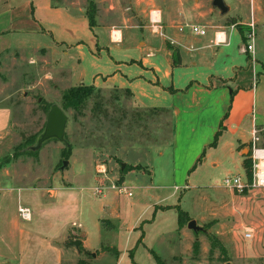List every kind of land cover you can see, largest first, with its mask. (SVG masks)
<instances>
[{"label":"crops","instance_id":"crops-1","mask_svg":"<svg viewBox=\"0 0 264 264\" xmlns=\"http://www.w3.org/2000/svg\"><path fill=\"white\" fill-rule=\"evenodd\" d=\"M108 1L106 5L101 0L96 24L91 26L83 12L74 16L64 7L54 6L52 0H32L35 20L52 38L47 49L69 48L63 51L65 60L56 49L52 52L60 66L77 77L76 83L128 94L131 106L139 111L167 113L173 177L177 165L183 166L186 176L208 167L239 174L240 167L244 173L239 175L246 177L244 161L250 159L252 130L258 135L264 131V63L259 54L264 15L259 4L253 6L251 18L241 22L249 26L256 22V34L250 41L235 23L206 25L203 13L195 12L201 0L191 4L188 0L159 1L157 5L156 0H134V13L132 5ZM154 11L163 35L149 27ZM190 23L207 26L205 34L194 33ZM215 33L222 36V42L214 40ZM247 42H252L251 51L244 50ZM11 117L12 108L0 104V134ZM68 143L70 158L73 146ZM89 147L90 178L95 184L77 186L73 177L62 184L30 182L10 172L13 161L0 163V264H69L71 260L79 264L84 253L95 256L102 247H111L100 240L107 221L114 218L107 211L117 215L112 205L116 194L96 196L95 205L89 201L85 190L93 193L103 182L97 171L107 165L99 164L96 149ZM157 150L161 155L163 150ZM20 206L29 209L30 219L22 218ZM14 207L13 213L7 210ZM84 207L91 226L82 221ZM75 240L81 243L75 245ZM251 251L256 253L254 263L263 264V255Z\"/></svg>","mask_w":264,"mask_h":264},{"label":"rangeland","instance_id":"rangeland-1","mask_svg":"<svg viewBox=\"0 0 264 264\" xmlns=\"http://www.w3.org/2000/svg\"><path fill=\"white\" fill-rule=\"evenodd\" d=\"M92 1L98 10L101 0H52V4L79 16L82 12L87 14ZM133 1L119 0L117 4L132 5L133 12ZM159 1L164 4L178 0H156V5ZM201 1L195 12L203 13L206 25L235 23L246 37L256 34V22L250 26L241 24L251 18L253 6L258 3L264 15V0H225L229 11L224 15L211 7V0ZM254 13L259 14L255 7ZM149 27L163 35L160 27L154 30L151 23ZM51 43L50 34L35 20L32 0H0V104L12 108L10 125L0 134V163L13 161L10 172L30 182L62 184L73 177L77 186L95 184L90 178L93 167L88 165L89 146L96 149L99 164L107 163L101 168L106 173L97 171V174L110 184L127 186L131 195L117 189L107 190L109 196L116 194L112 205L117 215L106 210L108 217L114 218L107 221L100 242L119 250L118 259L117 256L113 259L112 250L102 247L95 256L84 253L85 261L156 264L153 256L156 254L165 264H255L253 249L263 255L264 264V189L238 193L224 187V177L237 174L235 170L224 173L208 167L198 170L201 176L198 173L186 176L183 166L174 165L178 170L173 177L168 114L139 111L131 106L126 93L96 90L80 108L64 109L69 116L66 138L73 146L69 159L64 156L67 144L58 139L46 142L34 153L23 152L13 158L17 146L25 149L35 142L46 125L51 105L57 103L63 108L64 92L83 85L76 83L77 77L60 66V59L52 54L56 49L58 57L65 60L63 51L69 48L48 50ZM259 54L264 63V35ZM65 64L69 67L67 61ZM259 138L264 147V131ZM157 148L163 150L161 155L157 154ZM66 159L71 166L62 169ZM238 172L242 175L244 170L239 167ZM85 191L95 205L98 197L92 190ZM178 208L202 230L193 231L187 227L188 222L176 228ZM7 210L13 213L15 207ZM83 212L82 221L91 226L85 207ZM249 227L251 230L246 229ZM246 231L251 232V237L244 236ZM72 249L71 246L69 251ZM68 263L75 264L72 260Z\"/></svg>","mask_w":264,"mask_h":264},{"label":"built area","instance_id":"built-area-1","mask_svg":"<svg viewBox=\"0 0 264 264\" xmlns=\"http://www.w3.org/2000/svg\"><path fill=\"white\" fill-rule=\"evenodd\" d=\"M150 23L151 27L155 30L160 25H158L159 19L157 18L156 12H152L150 14ZM190 29L197 34H205L206 29L205 27L189 24L188 25ZM116 33L115 31H112V36L115 37ZM247 39L250 41L253 40V34H248ZM214 40L216 42H222L223 38L221 35H218L215 33ZM244 50H252V42H247ZM259 135L257 133V130L253 128L252 130V138L250 143V154L249 158L251 160V179H248L247 177L241 176L239 174L234 175H227L224 177L222 181V185L228 189L234 190L238 193H243L245 191L256 189V188H262L264 189V147H262L259 144ZM101 173H106V169H98ZM109 189H117L121 190L127 193V195H131V192L128 191V187L125 185H121L117 182L108 183L107 181H103L102 183L98 184L93 188V193L96 196L105 195L107 193V190ZM19 212L22 218L24 219H30L31 214L28 208L26 207H19ZM245 237H250L251 233L250 231H246L244 233Z\"/></svg>","mask_w":264,"mask_h":264},{"label":"trees","instance_id":"trees-1","mask_svg":"<svg viewBox=\"0 0 264 264\" xmlns=\"http://www.w3.org/2000/svg\"><path fill=\"white\" fill-rule=\"evenodd\" d=\"M96 14H97L96 5H95L94 1H92L90 3L89 10L87 11V14H86L88 19H89V23L91 26H94L96 24ZM96 90L100 91L101 89H97L96 87H94L92 85H79V86L71 87L66 92H64V94L62 96L63 97V104H62L63 109H67L70 107H72L74 109L80 108L87 101V99H89L93 95V93ZM217 136H218V133L215 134L212 145L216 143ZM31 144H33V143H31ZM31 144H29V145H31ZM71 150H72L71 145L70 144L67 145L66 149L64 150V156L66 158H69V156L71 154ZM23 152L34 153L36 151L27 150L26 148L22 149L21 146H17L16 151L13 155V158L20 156V154H22ZM7 161H9V160H7ZM136 168H139V166H136ZM244 168H245V172H246V177L248 179H251V160L250 159H245ZM125 169H124V171H125ZM189 220H190V218L188 217L186 212H184L178 208L177 209V228H181ZM108 250H112L113 254H116L115 256H117V257L119 256V251L116 248L110 247V248H108ZM153 256L156 260V264H165L163 262V260H161L158 255L154 254ZM79 264H89V263L87 261H85V259H84V260L79 261Z\"/></svg>","mask_w":264,"mask_h":264},{"label":"water","instance_id":"water-1","mask_svg":"<svg viewBox=\"0 0 264 264\" xmlns=\"http://www.w3.org/2000/svg\"><path fill=\"white\" fill-rule=\"evenodd\" d=\"M210 5L212 8L217 9L220 15H224L229 11V6L226 4L225 0H211ZM69 116L64 111V109L57 103H53L47 115V122L44 129L37 136L35 142L29 145L26 149L31 151H37L43 144L52 140L58 139L59 141L68 144L66 138V126L68 123ZM68 165V160H64L62 164V169ZM125 163H122V168L124 169ZM187 227L193 231L202 230V227L198 226L195 220L191 219L187 223ZM75 245H79L81 240L73 241Z\"/></svg>","mask_w":264,"mask_h":264}]
</instances>
